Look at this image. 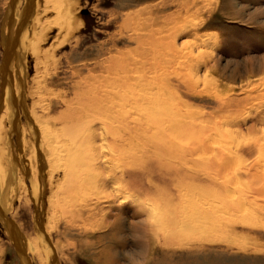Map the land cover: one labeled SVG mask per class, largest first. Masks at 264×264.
Wrapping results in <instances>:
<instances>
[{
    "label": "rangeland",
    "instance_id": "374dc122",
    "mask_svg": "<svg viewBox=\"0 0 264 264\" xmlns=\"http://www.w3.org/2000/svg\"><path fill=\"white\" fill-rule=\"evenodd\" d=\"M12 1L0 0V102L4 40L11 28L17 31V25L9 28L7 22ZM35 1L40 9L32 12L31 28L45 7L44 0ZM71 8L73 30L59 35L58 28L50 27L40 46L41 65L29 42H23L17 77L24 84L26 110L17 107L19 96L17 110H7L2 119L5 165L11 169L16 164L6 215L22 237L29 263L35 264L30 238L37 237L49 250L47 264H264V194L257 192L264 184V0H72ZM52 17L50 11L47 18ZM201 50L209 54L201 58ZM122 57L127 58L122 65L130 77V96L152 98L142 113L130 108V114L127 108L131 125L140 121L143 129H134L138 134H132L125 149L128 160L118 161L89 105L82 120H66L70 109L85 110L80 101L84 87L90 89L106 75L96 65ZM37 71L39 88L33 83ZM11 81L14 88L13 77ZM35 115L54 133L48 142L41 138ZM60 118L65 125L55 122ZM210 135L215 137L213 157L223 153L234 160L224 173L207 169L212 155L199 150ZM32 144L36 154L38 149L42 153L43 173L38 155L32 158ZM194 147L198 152L191 156ZM54 149L65 162L51 158ZM100 151L104 162L95 161ZM154 160L168 165L171 174L182 171L185 178L169 179L168 185L146 176L145 192L135 190L131 176L119 181L124 163L127 173L144 176ZM98 163L118 181L103 185L92 172ZM213 174L222 189L200 182ZM53 192L58 194L51 206ZM53 212L57 223L50 231ZM6 221L0 215V264H26ZM40 227L47 241L41 239Z\"/></svg>",
    "mask_w": 264,
    "mask_h": 264
},
{
    "label": "bare ground",
    "instance_id": "6f19581e",
    "mask_svg": "<svg viewBox=\"0 0 264 264\" xmlns=\"http://www.w3.org/2000/svg\"><path fill=\"white\" fill-rule=\"evenodd\" d=\"M33 1H35V0H20L18 2V4H17L18 7L15 10L14 11H12V10L9 11V12H12V13L10 14V16H8V19H7L8 20L7 22H8L9 28L13 27L14 25H17V27L19 29V35L17 37H15V34H14V37H15V41L13 43L14 50L11 53L12 54V56H11V69H10L11 77L9 79H7V82L6 81L4 82V80H2L3 81L2 82V85L4 87V93H3L4 109L2 111L3 114L2 113H1L2 115L0 114V116H1V118H0V189H2V190L5 189V190L2 192V194H0V215L3 218H5V220H7V221H8V219H7V215L6 214L8 213V211H7V206L6 205H8V200L6 201V196L10 193V190H12L14 188L13 187L14 186L13 184L15 182L14 181V173H15L14 167L16 166V164L15 163H12L10 165L11 169L7 168L6 165H5V155H6V153H5V150L3 148H1V143L3 142V137H4V135H3V129L5 128V127H3L2 119L5 117V115L7 113V110L10 111L11 113L14 112L15 102L13 103L11 101V95L13 93H15V96L16 97H19L20 96V98L18 99L17 107L20 106L21 108H23L24 109V112L26 110L25 103H24L25 97H24V91H23V87H24L23 85L24 84H23V82L20 83V81H18V77H17L18 75L21 74L20 71H21V67L22 66H21L20 60L22 58L21 51H22V48H23L22 47L23 46V42L24 43H27V44L29 42V51L31 52V55L33 56V58H35L34 60L37 61V64H40L41 65L42 64V60H40L41 59L40 56H41V53H42V50H41L42 46H41V44H43L45 42L46 39H45L44 36H45L46 32L49 31L50 27L53 25L54 27L58 28L59 31H60L59 32V35H61V33H63V32H65V34H68L69 32H71V30H73L74 24H75V23H73V19H72L73 16L71 14V9H72L71 8V4H72V0H44V3H45L44 6L45 7H44V9L42 8V10H43L42 11L43 12V14H42L43 18L42 19L39 18L40 20L39 19H34L33 20V23H34L35 26H33L31 28L30 25L32 24L31 22H32V19L34 17V16H32V12L34 11L35 8L36 9L38 8L37 12L39 13V9H40V6L38 7V4H37L38 2L35 1L36 2V5H35L33 3ZM23 2L25 3L24 10H22V8L20 7V5L22 6V3ZM50 11L53 12V17L50 18V19H48L47 18V15L50 14ZM65 34H63V35H65ZM29 35L32 36L31 41L28 40L29 39ZM5 41H4V45L7 48L8 43L11 44V39L8 40V43H7V41L6 42ZM40 46H41V48H40ZM201 46L202 47H206V45H204V44L201 45ZM173 49L175 51H177V52H179V50H180V49L178 50V47L175 44H174V48ZM193 49H194V47H192V46L189 48L188 51H189L190 55L193 54V52H194ZM46 54L44 52V55H46ZM205 54H209V53L208 52L206 53V51H202V50L200 51L201 58H205V56H206ZM125 60H127V58L126 57H122V58H118L117 60L116 59H111V60H109V61H107L105 63H102L101 65L99 64L98 66L96 65L95 69L96 68L99 69L103 74H106V75L103 76V77H101V78H96L94 84L90 87V89L84 87V89H85L84 90V94L85 95L82 98H80V101L82 103H84V104L86 103L85 105L83 104L85 110H83V108L81 109V111L79 109H75V110L74 109H70L69 110L70 115H69V117L67 119L68 121L65 119L66 117L65 118H60L58 120L55 119V122L56 123L58 122V124L59 123H63L64 124L65 120H66L67 123H71L70 121H73V120L75 121V119L78 120V121L79 120H82V118H81L82 114L81 113H82V111H85L86 112V109H87L86 107L89 105V108L91 109V111L94 112L95 116L97 118H100L101 119V123L104 126L105 131H106L107 135L110 137V141H111L110 143H111V145L114 148V152L116 153V155H118L120 157V158L117 159L118 161H120L121 159L122 160L123 159H127L128 160V158H127V151L125 149H126V146L128 145V143L131 141L132 134L133 133L138 134V132L134 131V129L136 128L135 130H138V131H140V130L143 129L142 126H140L141 123H142L140 121H138V123L135 126H132L131 125V121H130L131 118H130V116H127V108H129V109L130 108H132V109L133 108H136V111L135 112L138 111V112H141L142 113L144 111V108H145L144 105H146V103H147V99L148 98H152V97L141 96L138 93L133 98L130 96V91H131V89H130V86H131L130 77H128L126 75L127 70L125 68H123V65H122V62L125 61ZM115 61H117V62L115 63ZM38 70H39V68H38ZM37 72H38V73H36L37 75L33 79V83H34V85L37 86V88H39L38 87L39 86V80L37 79L38 74H39V71H37ZM120 73H123L125 75L124 76H121ZM12 77H13V82H14V88L11 87L12 86V83H11L12 82L11 81L12 80ZM2 78H3V76H2ZM17 81H18V86L16 84ZM83 86H84V84H83ZM32 87H34V86H32ZM132 101H133V104H131ZM5 105H7V106L5 107ZM35 105H36V103L33 104V106H35ZM33 111L35 113V110L34 109H33ZM130 111H131V109L129 110V112ZM130 114H131V112H130ZM62 117H64V116H62ZM136 117H138V116L136 115ZM15 118L17 119V116ZM35 119H36L35 122L36 123H39V125H40L39 129H40L41 138L43 139V142L45 140L47 141V139L49 138V134H50V132L52 130H49V128H45L43 122L40 123L39 116H36ZM26 120L28 121V123H29V121H31V119H26ZM13 124H15L14 125V127H15V133L18 135L17 137H19L20 135H19V132H18L19 130L17 129L18 128L17 127V122L15 121V123H13ZM76 124H78V123H76ZM36 125H38V124H36ZM47 125H49V124H47ZM64 125H62V126H64ZM35 126H34V130H32V128H31V131H30L31 133H33V132L35 133V129H36ZM70 126L73 127V125H70ZM130 126H132V128H130ZM78 128H80V126H78ZM67 129L68 128H66V130ZM11 130H13V129H11ZM63 130H64V128H63ZM81 130H82V128H81ZM83 130H82V132H84ZM68 131H70V130L68 129ZM218 131H220V130H218ZM52 132H51V136L54 134ZM73 132H74V130H73ZM77 132H79V131H77ZM58 134H60V133H58ZM70 134H72V133H70ZM34 136H35L34 138L36 139V142L38 143V145L40 147V143L38 141L39 138L36 135H34ZM71 137H72V135H71ZM102 137H103V135H102ZM104 137H106V136H104ZM161 138H164V135ZM55 139H57V138H55ZM214 139H215L214 136L213 137L211 135L208 136V138L206 139L207 141L205 140L199 146V147H201V149H199V150L200 151L201 150L206 151L207 153H209L213 157V155H214L213 152H212L213 150L211 149L210 146H212V142H213ZM104 142H105V140H104ZM117 142H120V144L117 145ZM163 142L165 143L166 141L163 140ZM63 144H65V143H62V146H64ZM32 145H33L32 146V155H33L32 158L36 160V155H38L39 168H40V170L43 173L44 166H45V162L43 160L42 153H40V151L38 149V154H36L37 153L36 152L37 150H35L34 144H32ZM35 145H37V144H35ZM52 145H54V144H52ZM70 145H72V144H70ZM80 147H81V145H80ZM76 148H74V149H76ZM174 148H176V149H174V151H176L177 153L180 152L178 150L179 149L178 147H174ZM71 150H73L72 147H71ZM78 150H80V149H78ZM88 150H90V149H88ZM19 151H20V149H19ZM54 151H55V149L52 152H54ZM57 152L56 153H52V154L50 152V154L52 156L51 158H53V160H55V161L63 162L66 157L65 158L63 157L64 159L60 158L58 156V153H60V151L58 153ZM195 152H198V148H195L194 147L191 150H189V153L191 154V156H194V154H192V153H195ZM247 152H250V150L247 151ZM63 153H61V154H63ZM78 153H79V151L76 154H78ZM86 153H85V155H87ZM89 153H90V151H89ZM96 153H97V151H96ZM102 153L103 152H101V155L99 154V156H97L96 159L94 158L95 161H97V162L98 161H101V162L103 161V159H102L103 158L102 157ZM74 154L71 153V155H74ZM220 154H219V156L216 154V157H213V158L210 157L211 158L210 161L206 164L207 169H211V170L216 171V172H220L221 171V173H224L227 165L228 164H232L234 162V160H231V159L227 158L226 155H224L223 153H220ZM81 155H84V154L81 153ZM85 155H84V157L87 158L88 156L86 157ZM80 156H78V157H80ZM22 157H24V156H22ZM29 159L31 160V158H29ZM67 159H69V158L67 157ZM70 159L72 160V158H70ZM70 159H69V161H70ZM76 159H77V157H76ZM76 159H75V161H77ZM78 159L80 161V158H78ZM93 162H91V164L90 163H87V165L90 164L91 166L90 165L89 166L92 167L93 166ZM110 162H111V160H110ZM152 162L154 163V165H149V169L146 171V175H144V176L138 175L136 173H134V174L133 173H130V172L127 173L126 164L124 163L121 166V167H123V172H121L122 174L119 177V181H122V179L123 180H126L128 178V176H131V177H133V179H135L137 181L134 184L135 190L140 191V192H145L147 190V188H145V186L143 185V183H144V180L146 179V176L155 177L160 182H162L164 184H168V185L170 184V182H167L169 179L171 181L175 182L176 179L178 180L179 178L180 179L181 178H183V179L185 178V175H184L185 173L183 174L182 171L175 170V172L171 174L168 171V167H166L168 165L162 164V163H160L158 161H155V160L152 161ZM84 163H85V160H84ZM30 164H31V162H30ZM70 164L72 165L73 162H70ZM61 165H62V163H61ZM63 165H65V164H63ZM67 167L70 168L69 166H67ZM80 167H82V165ZM78 168H79V166H78ZM111 168H112V166H111ZM106 169H108L107 166L98 163V166L96 165V169L95 170H92V172L94 174H96L95 176L98 175L97 177L100 178V181L103 183V185H105V183H107V182L118 181L116 176H111L112 174L111 175L109 174V175L106 176V174H105L107 172ZM24 170H26V169L24 168ZM31 170H34V169H31ZM118 170H119V168H118ZM65 171H67V170H65ZM97 171H98V173H97ZM19 172H21V171H19ZM32 172H34V171H32ZM35 173H36V171L34 172V174ZM52 173H55V171L53 170ZM6 181L9 182L8 183V186H6V184H7ZM205 181H200V182H202V183L209 182L210 184H214L215 186H217L219 189H222V185L219 183L218 179L216 178V176L214 174L213 175H209L208 180H205ZM66 184L68 185V183H66ZM72 184H73V182H72ZM70 185H68V186H70ZM172 186L175 187L176 184H174ZM257 192L264 194V184H260L259 185V187L257 189ZM56 194H58V193L53 192L52 195L49 198V202L48 203H51V206L54 205V203L56 202V198H55L56 197ZM19 198L20 199L22 198V195L21 194H19ZM9 204H11V201L10 200H9ZM56 205L59 206V204H56ZM56 212H53V214L48 217V222L49 223H48V228L47 229L50 230V231L51 230H54L56 228V223H57V221H56ZM8 223H9V221H8ZM179 223H181V222L180 221L174 222L172 225H177ZM8 225L10 226L11 229H13V233L14 234L12 235V237H13L12 239L16 242V244L18 242L20 243V246H21L22 249L21 250L20 249L18 250L19 251V255L21 256V259L24 260V262H25V259H23V258L24 257L27 258V257L25 256V252L22 251V250H24L26 248L25 247V244L22 242L21 239H18L21 236L17 232V229L15 228L14 224L13 225L12 224H8ZM188 225L189 224H187V226ZM197 225H199V223H197ZM39 229L41 230L40 232H41L42 236H44V237H42L41 234H40V237H42L41 239L42 240L45 239V241H47V237H45L44 232H42V228L40 227ZM30 241L31 242H29V243H32V246H33V249H32L33 250L32 251L33 258L31 257L32 258V261L35 264H47V260L49 258V250H47V248H44L40 244L39 239L37 237L30 238ZM22 243L24 245H22ZM26 243H27V241H26ZM17 246H18V244H17Z\"/></svg>",
    "mask_w": 264,
    "mask_h": 264
},
{
    "label": "water",
    "instance_id": "95a60500",
    "mask_svg": "<svg viewBox=\"0 0 264 264\" xmlns=\"http://www.w3.org/2000/svg\"><path fill=\"white\" fill-rule=\"evenodd\" d=\"M19 1L20 0H13L12 3H11V6H10L9 11H11V10L14 11L18 7L17 4H18ZM11 13L12 12H9L8 13V16H10ZM10 30H11L10 31V34H9V36L5 37V40L8 43V40L11 39V44L8 43V45H7V48L8 49L5 47V58H4V61H3V66L1 68V72H2V76H3L4 82L5 81L7 82V79H9L11 77V72H10V69H11V56H12L11 53L14 50L13 43L15 41V37H17L19 35V29H18V27H17L16 33H13V29L12 28ZM14 34H15V37H14ZM2 89H3V93H4V87H3V85H2ZM11 101L13 103L17 101V97L15 96L14 93L11 95ZM3 109H4V98H3V95H2L1 102H0V113L3 111ZM9 121H10V117H9ZM10 126H11V129H12L13 128V124H10ZM8 221H9V223H8ZM8 221H6L8 224H12L13 225V223L10 220H8ZM16 247L18 249L17 244H16ZM23 259H25L26 264H30L29 263V260L27 258L24 257ZM54 259H56V257H54Z\"/></svg>",
    "mask_w": 264,
    "mask_h": 264
}]
</instances>
